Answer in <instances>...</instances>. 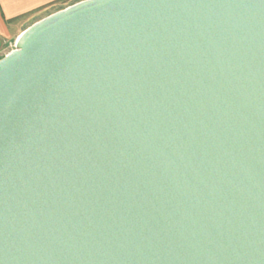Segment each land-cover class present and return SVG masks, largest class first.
Wrapping results in <instances>:
<instances>
[{
  "label": "water",
  "instance_id": "water-1",
  "mask_svg": "<svg viewBox=\"0 0 264 264\" xmlns=\"http://www.w3.org/2000/svg\"><path fill=\"white\" fill-rule=\"evenodd\" d=\"M0 264H264V0H80L24 29Z\"/></svg>",
  "mask_w": 264,
  "mask_h": 264
},
{
  "label": "crops",
  "instance_id": "crops-1",
  "mask_svg": "<svg viewBox=\"0 0 264 264\" xmlns=\"http://www.w3.org/2000/svg\"><path fill=\"white\" fill-rule=\"evenodd\" d=\"M72 3V0H0V43L18 37L26 26Z\"/></svg>",
  "mask_w": 264,
  "mask_h": 264
},
{
  "label": "rangeland",
  "instance_id": "rangeland-1",
  "mask_svg": "<svg viewBox=\"0 0 264 264\" xmlns=\"http://www.w3.org/2000/svg\"><path fill=\"white\" fill-rule=\"evenodd\" d=\"M72 1L77 2L80 0H72ZM27 27L28 26H26L24 29H26ZM16 39L17 37H14L10 40L0 43V58H2L4 55H6L7 53H9L11 50L15 48Z\"/></svg>",
  "mask_w": 264,
  "mask_h": 264
}]
</instances>
